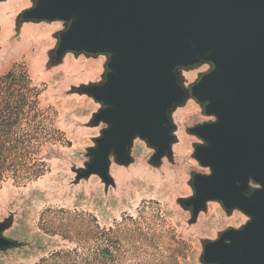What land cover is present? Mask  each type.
<instances>
[{
  "label": "water",
  "instance_id": "95a60500",
  "mask_svg": "<svg viewBox=\"0 0 264 264\" xmlns=\"http://www.w3.org/2000/svg\"><path fill=\"white\" fill-rule=\"evenodd\" d=\"M64 20L53 62L68 51L108 52L106 79L78 88L105 104L94 124L108 126L87 149L77 179L97 174L106 184L109 155L131 159L137 135L154 147L151 161L171 155L169 113L191 94L215 120L188 128L204 143L194 157L210 173L193 172L194 194L180 199L192 219L208 200L237 207L250 219L203 243L206 264H264V0H36L16 18ZM207 61L211 69L185 89L178 67ZM249 180L260 187L248 194ZM0 248L13 245L2 235Z\"/></svg>",
  "mask_w": 264,
  "mask_h": 264
},
{
  "label": "rangeland",
  "instance_id": "374dc122",
  "mask_svg": "<svg viewBox=\"0 0 264 264\" xmlns=\"http://www.w3.org/2000/svg\"><path fill=\"white\" fill-rule=\"evenodd\" d=\"M35 1L0 0V75L12 64L23 63L33 82L43 87L41 103L54 108L56 124L70 143L53 147L49 170L36 180L16 183L7 179L1 184L0 222L8 225L2 235L15 243L0 248V264H37L52 251L75 247L58 226L54 233L42 226V215L57 225L64 214L60 209L85 213L88 221L95 219L100 228L121 234L125 249H111L120 264H206L201 260L204 241L217 239L228 228H241L250 219L237 207L226 209L219 200H208L192 219L191 209L180 202L194 194L193 172L210 173L193 155L194 145L204 141L188 128L215 116L205 114L202 104L187 94L169 113L174 137L170 156L152 162L154 147L137 135L128 163H118L109 155V183L95 173L77 179V170L90 160L87 149L96 145L95 138L108 126L92 122L105 104L78 88L106 79L110 54L68 50L53 62L57 33L68 24L60 19L17 24V16ZM210 69L207 61L178 67L179 82L189 89ZM258 187L249 180L245 193ZM90 247L93 250L95 242Z\"/></svg>",
  "mask_w": 264,
  "mask_h": 264
},
{
  "label": "trees",
  "instance_id": "16d2710c",
  "mask_svg": "<svg viewBox=\"0 0 264 264\" xmlns=\"http://www.w3.org/2000/svg\"><path fill=\"white\" fill-rule=\"evenodd\" d=\"M42 91L21 62L0 75V186L7 179L16 183L36 180L49 170L53 147L70 143L56 124L54 108L42 105ZM59 211L64 214L57 225L42 215V226L50 233L58 226L63 237L76 245L52 251L37 264H120L111 249H125L121 234L100 228L95 219L94 223L88 221L85 213ZM90 242H95L93 250ZM79 249L87 252L80 253Z\"/></svg>",
  "mask_w": 264,
  "mask_h": 264
},
{
  "label": "flooded vegetation",
  "instance_id": "af4514ba",
  "mask_svg": "<svg viewBox=\"0 0 264 264\" xmlns=\"http://www.w3.org/2000/svg\"><path fill=\"white\" fill-rule=\"evenodd\" d=\"M252 187V186H251ZM249 189H250V187H249Z\"/></svg>",
  "mask_w": 264,
  "mask_h": 264
}]
</instances>
